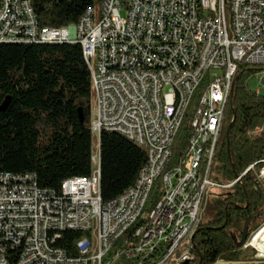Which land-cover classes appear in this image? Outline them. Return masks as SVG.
I'll list each match as a JSON object with an SVG mask.
<instances>
[{
    "label": "built area",
    "instance_id": "obj_1",
    "mask_svg": "<svg viewBox=\"0 0 264 264\" xmlns=\"http://www.w3.org/2000/svg\"><path fill=\"white\" fill-rule=\"evenodd\" d=\"M6 39L82 46L97 141L95 177L81 176L74 191L66 190L67 179L58 192L40 187L34 173L0 172V264H116L122 255L131 264H180L193 258L192 236L216 188L250 171L264 182V159L231 183L211 179L239 65H264V0H104L65 27H41L33 0H1L0 41ZM202 84L187 149L172 162L175 135ZM108 129L128 130L146 144L154 168L139 190L104 202L96 166L98 134ZM159 180L161 198L146 212ZM75 229L85 235L73 254L59 242Z\"/></svg>",
    "mask_w": 264,
    "mask_h": 264
},
{
    "label": "trees",
    "instance_id": "obj_2",
    "mask_svg": "<svg viewBox=\"0 0 264 264\" xmlns=\"http://www.w3.org/2000/svg\"><path fill=\"white\" fill-rule=\"evenodd\" d=\"M102 1L33 0V7L41 27H65ZM263 70L264 65L241 62L234 80L232 100L224 112L229 118L227 134L217 154L219 179L227 184L264 159V96L248 86L251 77ZM92 87L78 43H0V106L11 97L7 109L0 111V172L34 173L40 187L58 192L65 179L67 188L71 178L89 176L94 169ZM206 88L202 84L194 93L173 141L172 162L187 149L192 111ZM99 142L101 195L107 202L135 184L148 153L144 146L111 131L104 130ZM160 184L159 180L153 187L146 212L161 198ZM207 209L213 217L203 219L192 243L195 264H239L244 244L264 224V182L250 171L231 191L213 194ZM141 221L113 243L111 253L124 246ZM84 235L64 232L59 245L74 254ZM116 264L131 263L122 255Z\"/></svg>",
    "mask_w": 264,
    "mask_h": 264
},
{
    "label": "rangeland",
    "instance_id": "obj_3",
    "mask_svg": "<svg viewBox=\"0 0 264 264\" xmlns=\"http://www.w3.org/2000/svg\"><path fill=\"white\" fill-rule=\"evenodd\" d=\"M99 6L100 3H96L94 5L96 11H99ZM122 15H124V12H122ZM263 76H264V70L262 72H259L258 74H256L255 76L251 77V79L249 80L248 86L249 88L258 93L261 94L262 96H264V82H263ZM228 125H229V118L228 115L225 117L224 123H223V128H222V133H221V138H220V143H219V149L222 146L223 140L226 137L227 134V129H228ZM97 141V136L95 134H93V143L95 144V142ZM217 164H218V160L215 159L214 164H213V168L211 171V179L215 180L221 184H226L225 181L219 179V173L217 171ZM95 167V165H94ZM231 191V187L229 188H216L215 192L216 194L222 193V192H229ZM211 198V197H210ZM210 201V199H209ZM209 203V202H208ZM213 217V214L211 212L210 209H207L204 212V221H208ZM264 227V224H262L259 229H257L248 239V241L245 244V251L243 254V259L239 264H264V254H262L259 249L257 247H255L253 244L254 239L257 237V234L260 232V230Z\"/></svg>",
    "mask_w": 264,
    "mask_h": 264
},
{
    "label": "bare ground",
    "instance_id": "obj_4",
    "mask_svg": "<svg viewBox=\"0 0 264 264\" xmlns=\"http://www.w3.org/2000/svg\"><path fill=\"white\" fill-rule=\"evenodd\" d=\"M193 3H200V0H193ZM0 43H19V41H16L14 39H6L4 41H0ZM207 100H214V90H207ZM108 131L118 133V134L128 138L129 140H132V141L144 146L147 149V153H148V147L146 146V144H142L141 141L134 140L133 138H130L128 130L108 129ZM92 132L94 134L93 127H92ZM100 135L101 134H98V142H99ZM93 164L95 165L94 161H93ZM153 168H154L153 153H148L147 162H146L145 166L142 168V170L140 171L139 176H138L135 184L132 185L125 193H123V196H130V189L139 190L141 188V185H142L143 175L146 174V171H152ZM96 174H97V176H100V162H97ZM87 177H95V167H94L92 173ZM77 181H81V176H76V177L71 178L67 183L66 190L67 191H74L76 188V185H77ZM198 192H205V185H198ZM113 200H110V201H113ZM75 231L84 232V230H82V229H75ZM83 238L78 243H83ZM252 245L257 247L259 249V251L262 254H264V227L257 234V237L254 239Z\"/></svg>",
    "mask_w": 264,
    "mask_h": 264
},
{
    "label": "water",
    "instance_id": "obj_5",
    "mask_svg": "<svg viewBox=\"0 0 264 264\" xmlns=\"http://www.w3.org/2000/svg\"><path fill=\"white\" fill-rule=\"evenodd\" d=\"M10 100H11V97H7L6 98V100L3 102V104L0 106V111H5L6 109H7V107H8V105H9V103H10ZM79 116H80V120H81V122H84V116H83V113H82V110L80 109L79 110ZM234 121V118H233V120H232V122ZM231 125V124H230ZM229 131V130H228ZM226 225V222L223 224V226H225ZM222 226V227H223ZM216 229H219V227H217ZM201 230V228H198L197 230H196V232L193 234V236H192V243H194V239H195V237H196V235H197V233L199 232ZM244 235H243V238H242V240H241V242H240V245H243L244 244V242H245V238H246V233H247V230L245 229L244 230ZM244 246H245V244H244ZM201 261H202V256L200 255V257H199V263H201ZM180 264H195V259L194 258H191V259H186V260H182L181 262H180Z\"/></svg>",
    "mask_w": 264,
    "mask_h": 264
}]
</instances>
